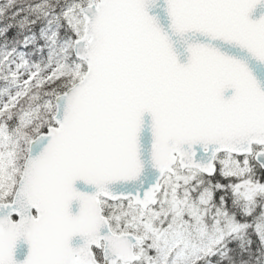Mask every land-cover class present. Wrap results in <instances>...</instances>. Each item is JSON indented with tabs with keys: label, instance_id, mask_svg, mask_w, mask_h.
Returning <instances> with one entry per match:
<instances>
[{
	"label": "snow or ice",
	"instance_id": "1",
	"mask_svg": "<svg viewBox=\"0 0 264 264\" xmlns=\"http://www.w3.org/2000/svg\"><path fill=\"white\" fill-rule=\"evenodd\" d=\"M0 264H264V0H3Z\"/></svg>",
	"mask_w": 264,
	"mask_h": 264
},
{
	"label": "trees",
	"instance_id": "2",
	"mask_svg": "<svg viewBox=\"0 0 264 264\" xmlns=\"http://www.w3.org/2000/svg\"><path fill=\"white\" fill-rule=\"evenodd\" d=\"M3 2V0H0V3H2Z\"/></svg>",
	"mask_w": 264,
	"mask_h": 264
}]
</instances>
